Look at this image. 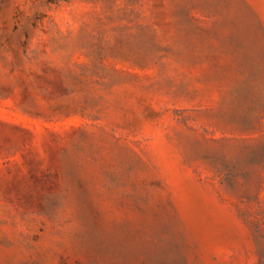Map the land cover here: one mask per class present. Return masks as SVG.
<instances>
[{
  "label": "rangeland",
  "instance_id": "1",
  "mask_svg": "<svg viewBox=\"0 0 264 264\" xmlns=\"http://www.w3.org/2000/svg\"><path fill=\"white\" fill-rule=\"evenodd\" d=\"M0 264H264V0H0Z\"/></svg>",
  "mask_w": 264,
  "mask_h": 264
}]
</instances>
